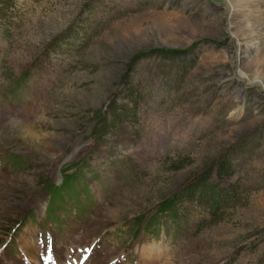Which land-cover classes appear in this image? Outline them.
Returning a JSON list of instances; mask_svg holds the SVG:
<instances>
[{
  "label": "rangeland",
  "instance_id": "obj_1",
  "mask_svg": "<svg viewBox=\"0 0 264 264\" xmlns=\"http://www.w3.org/2000/svg\"><path fill=\"white\" fill-rule=\"evenodd\" d=\"M0 1V264H264V0Z\"/></svg>",
  "mask_w": 264,
  "mask_h": 264
},
{
  "label": "trees",
  "instance_id": "obj_2",
  "mask_svg": "<svg viewBox=\"0 0 264 264\" xmlns=\"http://www.w3.org/2000/svg\"><path fill=\"white\" fill-rule=\"evenodd\" d=\"M0 4H3L0 6V19L4 18L5 11L9 7V2L0 1ZM7 4V6H5ZM132 98L133 103H136L137 95L133 91H130L129 93ZM125 103H113L110 105L108 114L110 118V124L119 122L122 118L128 115V109L126 108ZM96 119L100 122L98 124V127L96 128V132H98V136L100 135L99 132L101 130L105 129V126H109L108 129H112L109 123L107 124L104 119H102L101 115H98ZM100 130V131H99ZM224 169L220 171L222 174H226L228 170V163H223ZM208 166L203 167L200 174L195 173L193 175L192 181L189 183V185L186 186V189L184 190V198L186 202L193 203L195 206H199L203 209L207 215L212 217V222H216L215 218L218 217L220 214H222L223 210L227 207L228 203L230 202V197H226L225 199H219L216 196V192L214 188L211 186L212 184L209 183V177H210V170H208ZM221 175V174H220ZM165 206L169 205L167 202L163 204ZM211 219V218H210Z\"/></svg>",
  "mask_w": 264,
  "mask_h": 264
},
{
  "label": "bare ground",
  "instance_id": "obj_3",
  "mask_svg": "<svg viewBox=\"0 0 264 264\" xmlns=\"http://www.w3.org/2000/svg\"><path fill=\"white\" fill-rule=\"evenodd\" d=\"M27 252H29V254L30 255H32V253H33V251H32V249H30V248H28L27 250H26ZM26 254V253H25ZM28 256V255H27ZM75 259H78V261H77V263H75V264H84L82 261H84V259L82 258V255H80L78 258H75ZM19 261V260H18ZM24 261V262H23ZM85 261H87L86 262V264H98V262L97 261H95V260H93V259H85ZM27 263H29V261H25V260H22L21 262H20V264H27ZM40 263H43V264H53V262H51L50 260L46 263V262H40ZM68 264H72V262L70 263H68ZM100 264V263H99ZM127 264H129V263H127Z\"/></svg>",
  "mask_w": 264,
  "mask_h": 264
}]
</instances>
